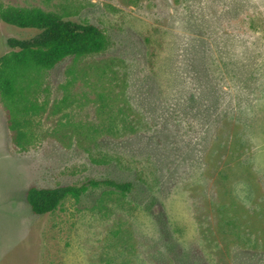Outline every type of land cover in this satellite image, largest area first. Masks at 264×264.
<instances>
[{"label": "rangeland", "instance_id": "1", "mask_svg": "<svg viewBox=\"0 0 264 264\" xmlns=\"http://www.w3.org/2000/svg\"><path fill=\"white\" fill-rule=\"evenodd\" d=\"M0 1L110 38L34 84L29 151L0 95V264H264V0ZM37 34L0 20V57ZM93 179L133 189L26 201Z\"/></svg>", "mask_w": 264, "mask_h": 264}, {"label": "trees", "instance_id": "2", "mask_svg": "<svg viewBox=\"0 0 264 264\" xmlns=\"http://www.w3.org/2000/svg\"><path fill=\"white\" fill-rule=\"evenodd\" d=\"M0 20L19 29L38 31L31 39L9 38L8 53L0 57V95L5 105L11 140L16 150L35 145L34 117L41 109L33 99L34 84L46 72L69 59H82L108 50L110 38L101 27L46 12L38 7H20L0 1ZM109 187L126 195L131 182L89 180L81 185L55 188L31 187L26 201L36 216L55 212L66 200L80 199L92 189Z\"/></svg>", "mask_w": 264, "mask_h": 264}]
</instances>
